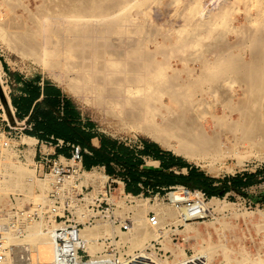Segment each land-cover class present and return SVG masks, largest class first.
Listing matches in <instances>:
<instances>
[{
	"label": "bare ground",
	"instance_id": "1",
	"mask_svg": "<svg viewBox=\"0 0 264 264\" xmlns=\"http://www.w3.org/2000/svg\"><path fill=\"white\" fill-rule=\"evenodd\" d=\"M152 1L155 0H44L38 13L33 14L29 5L23 0H0V37L7 47L16 53L55 68L57 70L55 74L65 80L68 88L92 106L116 117L123 126L141 127L179 155L214 159L221 155L220 147L223 144L221 137L224 134L244 138L261 131L260 125L264 121V52L261 49V42L264 44V27L259 26L258 29L255 26L257 30L255 29L254 38L249 45H245V40L241 39L233 42L237 45V50L249 48L246 50L252 51L250 54L253 53V60L250 58L249 63L241 62L244 59L237 54L228 58L223 57L210 65L201 63L200 68L188 67L184 63L193 47L199 45L201 47L204 38L216 41V32L219 29L216 32L213 31L214 29L210 30L212 25H209V19L223 14L219 10L226 0H220L222 4L218 10L210 11L211 7H204L200 18L195 16L198 12L196 7L181 9L178 16L181 14L179 19L181 21L185 19L186 24L170 26L171 28L164 30L165 32L149 30V26L145 23V25L141 23L134 25L130 11L138 5L145 6L144 16H146L152 10L150 6ZM158 2L160 4V1ZM169 5L168 3L166 7ZM211 5L214 6L215 3ZM19 8L28 12L27 19L18 14ZM185 11L187 15H184ZM224 12L226 13V10ZM225 18L230 24L234 21L231 17L229 20ZM221 19L219 18V22L224 20ZM215 23L217 25L218 20ZM217 26H221V23ZM232 27L234 26H231V29ZM223 35L222 38L225 39L226 36ZM156 37L162 38L161 43L156 42ZM212 47L210 48L216 49L217 46ZM171 57L178 58L182 67H173L170 62ZM198 71L200 74L197 73ZM4 74L0 67V85ZM229 75L235 77L233 81L235 80L234 83L238 85L237 90H228L230 93L225 91L227 85L229 87L230 84L231 88L233 84H227ZM216 105L219 109H215ZM209 107H213V110ZM33 146L31 145L28 151H31ZM23 171L24 166L18 167L15 170L17 177L11 178L0 169V189L4 184L9 183L11 191L16 192L20 187ZM26 172L24 176L30 173L26 174ZM83 176L86 179L80 184H75L74 188L80 190L82 186L89 185L96 188L97 193L101 192L105 195L104 185L108 180L106 175L86 173L73 174L70 177L73 180L78 177L83 180L81 178ZM63 183L57 185L55 191H66ZM122 187L121 183L118 200H110L111 203L124 205ZM199 197H202L200 191H189L185 187H179L176 192L168 194L174 210H157L158 224L155 227V234L149 231L147 226L150 221L147 216L149 211L156 210L148 199L138 201L132 208V224L128 226V232L115 227L114 231L109 232V226L101 223L91 228L86 225L85 229L82 228L81 234L86 240V251L90 253L92 260L82 264H103L100 258L96 257V251L92 247L97 237H105L110 233L114 242L129 243L132 250L141 248L144 251L147 246L144 243L150 242L153 235L157 236L156 242L166 239L168 233L164 224L172 220L177 213L180 215L179 221L186 226L190 225L188 222L192 219L208 216L207 205L199 201ZM217 201L216 198L212 199V202ZM190 202H194L195 206ZM55 208L58 210L57 207ZM55 210L51 212L52 222H49L45 229L41 224H31L26 229L24 227L23 239L12 236L13 233L18 232L16 225L14 229H4L7 250L3 264H16V262L23 264L24 260L28 262L27 264L53 263L54 247L51 231L56 225V214L61 212L57 213ZM11 215L13 216V213L0 211L1 230H3V222H9ZM84 216L79 215L80 222H85ZM19 233L23 232L19 231ZM118 237L120 241L116 240ZM168 242L170 243L171 239L168 238ZM19 246L20 249H17L16 247ZM179 252H181L180 256L187 255L185 249H180ZM257 264L261 263L257 262Z\"/></svg>",
	"mask_w": 264,
	"mask_h": 264
},
{
	"label": "rangeland",
	"instance_id": "2",
	"mask_svg": "<svg viewBox=\"0 0 264 264\" xmlns=\"http://www.w3.org/2000/svg\"><path fill=\"white\" fill-rule=\"evenodd\" d=\"M23 1L26 5H29L28 7L30 8V11L32 10L33 14L38 13L39 7H41L44 3V0ZM158 1H160V4ZM167 2L170 5L166 7V5L168 4ZM212 3H215V5H211ZM221 4L222 2L220 0H155L151 2L150 6L152 10L150 13H147L146 16H144L145 6L140 7L139 5L138 7H134L130 11V15L134 19V25L139 23L143 25L146 24V26H149V30L165 32L169 29L170 26H178V24L181 25L182 23V25L186 24L185 19H182L183 22L181 21V19H179V16L181 14L179 16L178 14L182 11L181 9L184 10L191 7H196V10L198 12L197 14H195V16H199L198 18H200V16L203 15L204 7H211L210 11H214L218 10V7ZM263 5L264 0H226V2L221 6V9L219 10L223 14H221L220 17L214 16L209 19V25H212L210 26V28H212L210 30L214 29L213 31L216 32V30L219 29V31H217L220 34L224 33V35H222L226 36V38H222V35H219V33L216 32V41L210 38L202 39L203 44H209L203 45L201 43V47L200 45L193 47L192 51L190 52L191 54L189 53L187 55V58H189L187 59L185 57L187 61L184 64H186V66L188 67L200 68L199 64L201 63H207V65H210L213 64V62H218L223 57L228 58L229 56H237V54H239L240 58L243 57L244 59H241L243 61H239L243 63H249L250 58L253 57V53L250 54L251 50H246L249 48L237 50L238 47L234 43L236 41L238 42L241 39L245 40V45H249L250 41L254 38L256 27H258V29L259 26L264 27ZM251 7H253L255 10ZM256 8H260V10H256ZM223 10H226V13ZM200 11L201 14L199 13ZM17 12L19 15L24 16L26 19L29 17L28 12L23 10L22 8H19ZM187 14V11H185L184 15ZM224 14L226 15L224 16ZM176 15L178 19L176 18ZM221 16H223L224 18ZM225 17L228 18L227 20H229V18L231 17V19L233 18L232 20L234 21H232L230 24V21H226ZM255 17H257L258 19ZM219 18H222L224 20L221 19L222 22H219ZM217 20V25L221 23V26L216 25L215 22H217ZM231 26L234 27H232L231 29ZM229 30H231V32ZM235 34L238 35L236 36ZM235 36L237 38H235ZM238 36H240L241 38ZM153 39H155V37ZM156 39L157 43H161V37H156ZM223 39L224 41L226 40L225 43L223 42ZM220 40L222 42H220ZM217 41H219L220 44ZM223 44L226 46H223ZM261 44V49L264 52V44L262 42ZM212 46L217 47L216 49H212ZM211 52L214 55H212ZM215 54L217 55L216 57ZM200 56L202 57L201 59ZM213 56L215 58H213ZM158 59L162 58L158 57ZM170 62L173 67L176 66L175 68L182 67V63L178 58L176 59L174 57H171ZM178 62H180L181 64ZM0 67L5 72V74L2 76L3 82L0 85V169L3 170L5 175L13 178L17 177V175H15V170L20 166H24V171L22 173L21 179V182L24 184L20 182V187L16 189V192L11 191L12 188L9 183L4 184L0 189V211L5 213H13V216H11L14 217V221H16L18 232L13 233L12 236L23 239L25 229L31 226V224H41L45 229L46 225L49 222H52L51 212L52 210L56 209L55 207L58 208V210H55L57 211V213L58 211H61L58 214H62V212L67 208V205H69L70 210L74 207H77L76 209L78 215L88 213V206L93 204V200L102 193H97V189L89 185L82 186V189L80 190L74 188L75 184L77 185L82 183V181H84L86 177H81L83 180H81L79 177L76 180H73L70 177L63 183V188L66 189L69 194L65 196V200L61 201V205L55 204L54 198L52 197V192L57 186L56 178L51 173V167L46 166L43 163L42 159L36 153L35 145L37 144L38 139L30 137L28 135H24L25 131H31L30 128L26 129L25 124L22 125V123L19 122L12 113L11 96L19 94L17 86L11 87V85L9 84V79L7 76L8 72L18 73L26 79L41 77L44 80L57 85L61 88L64 94L80 109L86 123H91L95 131L127 144H132L136 141L151 140L157 143L164 150L170 151L176 156L184 158L191 165L204 172L208 177L217 180L218 182L215 183V186H222L223 181L229 178L242 177L243 179H245L247 176L253 175L259 182L257 185L245 189L244 196L231 192L222 198H207L205 196L206 200H203L202 197H199V201H202L207 205L208 216L190 220L188 222V224H190L189 226H186L183 222L179 221V213H177V215L172 220L166 221L164 224V228L168 233L167 237L165 240L161 239V241H158V243L162 245L161 248L164 252H168V255H166V259H164V261L158 262L160 264H167L168 261L176 263L185 260L190 255L196 254L206 258V264H208V262H210L211 264H257V262L264 264V133L261 132L264 131V121L260 125L261 131H256L252 134H249L248 136H245L244 138L234 137L230 134L227 136L224 134L221 137V142L223 144L220 147L221 155L218 156L219 158L216 157L214 159H210L209 157L202 158L201 156L188 157L177 154L174 149L162 144L153 134L143 130L141 127H137L134 125L123 126L116 117H112L104 111L92 106L90 103L84 100L83 97L68 88V85L66 84V82H64L65 80L58 74H55L57 71L55 68L48 67L43 63L36 62L33 58H26L16 53L15 51L7 47L6 43L2 40L1 37ZM50 68L51 70H49ZM169 72L170 70L168 71V73ZM197 73H199V71ZM183 77L187 76L183 75ZM230 77L232 78V80ZM233 77L234 76L229 75V77L227 78V84L233 83L231 85V88L230 84L229 87L227 85V87L225 88V91L227 90V92H229L228 90H237L238 85L234 83L235 80L233 81ZM262 94L263 93H261V95ZM218 105H216L215 109H219ZM209 108L210 110H213V107ZM209 108H207V110H209ZM7 112H9L13 120H17L19 125H11L10 120L7 116ZM31 145L34 146L31 151H28ZM69 164L71 165L72 163ZM25 172L26 174L28 172L30 173L24 176ZM80 173L82 174L83 170L81 172L76 171V173L73 174ZM86 173L104 175L99 174L95 171L84 172V175ZM42 184L46 187H43ZM115 186L116 188H118L119 185L115 184ZM178 188L179 187L175 188L174 190L167 191L166 194L161 196H157L154 194L145 197L140 196L138 197L140 200H131L130 198L126 199L125 197H123L124 205L121 206L118 205L117 202H115L113 203L114 206L112 211L115 217H119L122 220L132 221V208L138 203V201L149 198L148 200L156 210L149 211L147 216L149 218V214L154 213L157 217V210H174L173 205L170 204L168 194L176 192ZM114 195V199L116 200L118 196L117 190L114 192ZM214 198H216L218 201L212 202V199ZM191 205L195 206V203L192 202ZM11 216L9 218H11ZM79 220H81V218H79ZM3 223L8 224V222ZM97 223H101L103 225L105 224L107 227L109 226V232L112 230L114 231L115 228L121 230L120 226L115 225L113 221L107 218L97 220L93 226H95ZM149 223L150 221H148L147 223L148 230L155 234V227L151 226ZM93 226H90V228ZM19 231L23 233H19ZM155 238L157 239V236L153 235V238L149 240L150 242L144 243V245H147L145 249L150 247L149 245L152 244L153 241H155ZM168 238L171 239L170 243L168 242ZM95 240L96 241L93 243L94 245L92 244V247L96 251L95 255L97 258H99V253L105 251L106 249L105 243L102 242L105 240H111V245L119 248L122 251H125L128 254H131L135 251H142L141 248L132 250L129 243L114 242L110 236V233H108V236L97 237L95 238ZM116 240L120 241V238L118 237L116 238ZM106 245H108V243H106ZM16 248L20 249V246ZM180 249H185L187 255L180 256ZM90 259L84 263L90 262L92 260ZM23 262H25L23 264L28 263L26 262V260H24ZM20 263L22 262H16V264Z\"/></svg>",
	"mask_w": 264,
	"mask_h": 264
},
{
	"label": "trees",
	"instance_id": "3",
	"mask_svg": "<svg viewBox=\"0 0 264 264\" xmlns=\"http://www.w3.org/2000/svg\"><path fill=\"white\" fill-rule=\"evenodd\" d=\"M17 108V118L23 120L24 116L20 113V107L13 102ZM56 103H48L44 100L37 104L30 116L29 122L35 125L32 131H26V135L35 137L45 142H57L58 139L74 145L80 150L83 157V165L87 171L94 166H105L107 173L111 174V163H115L125 169L124 177L126 181V193L133 196L141 194L139 183L148 184L152 171L141 170L143 161L125 143L119 142L100 133H93L91 130L82 129L75 125L74 121L68 116L61 120L55 119ZM92 126L91 123H88ZM54 137V139H51ZM92 155H90L89 153ZM142 155L153 156L148 150H144ZM164 164V163H163ZM182 168H187V173L176 175L172 172H158L160 181L168 186H182L190 191H200L207 198L219 197L234 192L244 196V190L258 184V180L253 175L233 177L223 181L222 186H215L218 181L208 177L204 172L195 166H190L182 162ZM146 178V181L143 179Z\"/></svg>",
	"mask_w": 264,
	"mask_h": 264
},
{
	"label": "built area",
	"instance_id": "4",
	"mask_svg": "<svg viewBox=\"0 0 264 264\" xmlns=\"http://www.w3.org/2000/svg\"><path fill=\"white\" fill-rule=\"evenodd\" d=\"M43 163L51 167V173L56 178L57 185L64 182L76 171L81 172L83 157L78 148H74V153L71 158L53 159L45 157ZM69 163H72L71 165ZM84 171V170H83ZM116 181L110 180L104 186L105 195L99 194L98 198L93 204L88 206V213H85L84 223L79 221L77 207L69 209V205L62 214L55 216L56 225L51 231V240L54 247V260L52 264H82L90 259L89 253L86 251V240L81 234L82 228L86 225L93 226L99 219L107 218L114 222L115 225L120 226L123 231H128V226L131 224L130 220H122L115 217L113 213V201L117 190L115 186ZM56 185V184H55ZM189 190V189H188ZM190 191V190H189ZM196 192V191H194ZM201 193L203 200H206L205 195ZM69 194L68 191H53L52 197L56 205H61V201L65 200V196ZM150 225L157 227L158 220L154 213L149 214ZM16 221L11 216L8 224L3 223V230L0 229V264L5 261V252L7 247L4 240V229H14ZM172 228V227H171ZM105 243V251L99 253V258L103 264H160L158 261H164L168 252H164L161 244L153 241L151 246L144 251H135L131 254L120 250L111 245V240L102 241ZM108 243V245H106ZM123 249V248H122ZM124 250V249H123ZM167 264H206V258L201 255H190L185 260L180 262H170Z\"/></svg>",
	"mask_w": 264,
	"mask_h": 264
},
{
	"label": "crops",
	"instance_id": "5",
	"mask_svg": "<svg viewBox=\"0 0 264 264\" xmlns=\"http://www.w3.org/2000/svg\"><path fill=\"white\" fill-rule=\"evenodd\" d=\"M9 84L11 87H16L18 90L19 95H12L11 96V105H12V113L14 117L23 124H25V128H30L33 130L35 125L34 122L30 121V116L33 113L34 107L42 103L46 100L48 103H56V113L55 119L61 120L64 116L70 117L75 123V125L81 127L82 129L91 130L93 133H99L95 131L92 126H89L87 122L84 120V116L81 113L80 109L64 94L60 87L57 85L50 83L44 80L41 77H34L33 79H26L23 76L19 75L18 73H7ZM16 102L17 105L20 107V113L24 116L23 120H19L17 118V108L14 106L13 102ZM7 116L10 120L11 125H19L17 120H13L9 112H7ZM21 125V124H20ZM17 128V127H16ZM21 129V130H26ZM26 135V131L24 133ZM23 135V136H24ZM35 138V137H34ZM37 139V138H36ZM54 139V137H51ZM117 140V139H115ZM121 142V141H119ZM124 143V142H122ZM131 150L135 152V154L143 161L141 165V170L152 171L150 176V180L148 184L139 183L138 187L141 189V194L138 196H133L131 194L126 193V181L124 177L125 169L121 166L111 163V174L107 173V169L105 166H94L91 168L90 171H87L85 166L82 163L83 175L84 172H92L95 171L99 174H104L107 176L108 181L113 180L119 185L117 188L118 193L120 192L121 183L123 185V197L126 199L130 198L131 200L137 199L140 200L138 197H145L151 194L161 196L167 193V191L174 190L177 187L182 186H168L163 184L160 181V177L157 175L158 172L164 173H174L176 175H182L187 173V168H182V162L191 165L188 161L184 158L176 156L170 151L164 150L161 148L157 143L153 141H136L134 143L127 144L125 143ZM37 155L42 159L45 157L50 158H71L74 153V145L70 143H66L65 141L58 139L57 142H45L38 139L37 144L35 145ZM148 150V152L153 156H145L142 155L144 150ZM89 153L88 151H86ZM92 155L91 153H89ZM164 163V164H163ZM81 174V173H80ZM81 174V175H82ZM146 181V178L143 179ZM135 197V198H134ZM149 199V198H147ZM118 200V198H117ZM115 200V201H117Z\"/></svg>",
	"mask_w": 264,
	"mask_h": 264
}]
</instances>
